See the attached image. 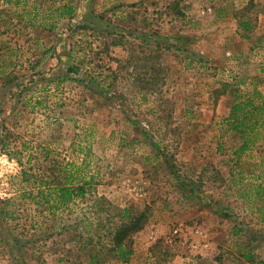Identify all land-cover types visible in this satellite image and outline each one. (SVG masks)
Here are the masks:
<instances>
[{
    "label": "rangeland",
    "instance_id": "1",
    "mask_svg": "<svg viewBox=\"0 0 264 264\" xmlns=\"http://www.w3.org/2000/svg\"><path fill=\"white\" fill-rule=\"evenodd\" d=\"M236 14L264 0H0V264H264V151L192 153L264 71L261 27L251 57L209 29Z\"/></svg>",
    "mask_w": 264,
    "mask_h": 264
},
{
    "label": "crops",
    "instance_id": "2",
    "mask_svg": "<svg viewBox=\"0 0 264 264\" xmlns=\"http://www.w3.org/2000/svg\"><path fill=\"white\" fill-rule=\"evenodd\" d=\"M220 13L221 9L219 6H210L209 11L205 12L207 17L210 19L214 18L215 20L219 19ZM241 20L242 18L236 14L232 20L221 21V23H216V21L215 23L213 22V24L209 26V29L221 30L220 32H222L221 35H223V37L233 36L236 33H241V31L245 33L252 32L251 36L246 38L249 39V41H237L236 44H232L231 46L235 51H243L244 54H240L241 56L251 57V55L255 53L253 51L257 45L256 35H254V33L259 27H261L262 31V34L259 36L261 42L260 48L264 50V21L261 23H251V29L245 31L240 26ZM231 31H234V34L231 33ZM258 66L259 64H257V69L251 72L253 73V76L250 77L251 90L249 93H252L251 96H240L241 91L239 89L235 91L233 88H229L226 93L221 92L222 95L218 98L216 105L210 102V104H212L211 111L207 112L206 116H199V127H201L202 131V138L199 137V140L202 141V145L199 143V153L198 151H193L192 153L199 156V162L197 163H199L200 166L203 165L204 161H207V158L209 159L210 153L212 154V152L208 150V147H204V144L208 145V142H217L221 136L222 140L220 139V141L222 142L218 145L215 152L217 156H221L222 158L232 157L245 149H250L251 152L255 150L260 153L264 151V71H260ZM251 73L249 75H251ZM238 125L245 127V129H238ZM220 131H222L224 135L222 133L220 134ZM238 139H240L241 142H236ZM262 158L263 157H261V160ZM261 162L263 163L259 166L263 167L260 169L262 170L261 172L264 173V161L262 160ZM226 169L227 168H225V170ZM260 183L261 184H255L253 188L255 192L254 197L260 199L262 204H264V178ZM256 190H258V193H256ZM191 198L196 199L199 203V197H195L193 194ZM202 202L204 205L213 203L210 199H203ZM261 219L264 221V217H261Z\"/></svg>",
    "mask_w": 264,
    "mask_h": 264
},
{
    "label": "trees",
    "instance_id": "3",
    "mask_svg": "<svg viewBox=\"0 0 264 264\" xmlns=\"http://www.w3.org/2000/svg\"><path fill=\"white\" fill-rule=\"evenodd\" d=\"M240 26L245 31H249L251 29L250 21L241 20ZM142 219H144V216H140V217H137L134 219L136 221V224H134V223L132 224L134 226V228H126L127 226L123 227V231L121 232V235H122L121 241L119 239L118 241H120V242H118L116 244V253L119 255L120 260L127 262V261H129V257L133 254V252L131 250H129V251L125 250L124 242L126 240V237L130 236L132 233L139 232L142 230V228L144 227L142 222H141Z\"/></svg>",
    "mask_w": 264,
    "mask_h": 264
},
{
    "label": "built area",
    "instance_id": "4",
    "mask_svg": "<svg viewBox=\"0 0 264 264\" xmlns=\"http://www.w3.org/2000/svg\"><path fill=\"white\" fill-rule=\"evenodd\" d=\"M175 233H178V230H176Z\"/></svg>",
    "mask_w": 264,
    "mask_h": 264
}]
</instances>
